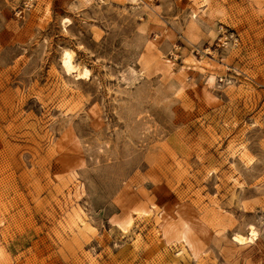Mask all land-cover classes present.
<instances>
[{
    "label": "rangeland",
    "instance_id": "rangeland-1",
    "mask_svg": "<svg viewBox=\"0 0 264 264\" xmlns=\"http://www.w3.org/2000/svg\"><path fill=\"white\" fill-rule=\"evenodd\" d=\"M0 264H264V0H0Z\"/></svg>",
    "mask_w": 264,
    "mask_h": 264
},
{
    "label": "bare ground",
    "instance_id": "bare-ground-1",
    "mask_svg": "<svg viewBox=\"0 0 264 264\" xmlns=\"http://www.w3.org/2000/svg\"><path fill=\"white\" fill-rule=\"evenodd\" d=\"M62 66L68 73L76 72L75 66L72 61V54L68 51H64V56L62 58ZM76 75L78 76V78L81 79V78L87 77L89 73L88 71H84L80 73L77 72ZM250 237L255 238V230L253 227H251Z\"/></svg>",
    "mask_w": 264,
    "mask_h": 264
}]
</instances>
